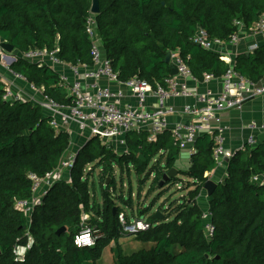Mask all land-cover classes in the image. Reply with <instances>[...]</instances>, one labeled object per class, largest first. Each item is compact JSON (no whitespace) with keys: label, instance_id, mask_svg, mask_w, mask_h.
Segmentation results:
<instances>
[{"label":"trees","instance_id":"1","mask_svg":"<svg viewBox=\"0 0 264 264\" xmlns=\"http://www.w3.org/2000/svg\"><path fill=\"white\" fill-rule=\"evenodd\" d=\"M90 4L91 0H0V39L19 52L57 47L62 60L90 63V41L85 32ZM262 12L264 0H99L95 19L102 48L118 77L127 80L137 75L155 87L172 75L164 57L176 49L196 78L201 79L205 72L223 74L228 66L218 54L192 42L196 28L203 27L210 36L227 42L238 29L234 21L248 28ZM10 68L28 82L42 85L43 92L53 99L69 102L58 74L50 68L22 58ZM234 69L259 79L264 74V46H258L253 54H238ZM2 95L0 84V264H99L104 248L127 234L122 231L120 212L125 223L145 218L151 226L133 233L141 247L123 252L117 244L113 264H264V185L250 180L264 172L263 142L247 146V154L238 150L229 159L225 179L208 197L215 226L209 239L203 233L197 201L208 179L204 174L215 167L213 139L208 134L194 142L189 166L178 169L187 177L186 192L165 209L155 210L163 213L161 219L152 217L155 211L149 214L153 204L133 209L132 193L125 198L116 191L114 173L116 167L128 173L132 168L141 191L155 170L149 189L159 185L180 152L167 130L155 141L147 140L146 131H131L122 152L94 138L83 141L75 151L69 180L53 183L28 218L15 206L16 200L31 194L28 173L43 175L56 168L71 138L65 130H54L37 103L5 101ZM156 154V162L146 170ZM95 167H99L100 199L94 183H89ZM179 181L176 175L159 186L168 182L178 185ZM118 204L129 206L131 215ZM60 226H65V231L57 234ZM84 226L96 230L95 241L91 246H76L73 238ZM27 232L33 242L18 259L13 249L27 243Z\"/></svg>","mask_w":264,"mask_h":264},{"label":"built area","instance_id":"2","mask_svg":"<svg viewBox=\"0 0 264 264\" xmlns=\"http://www.w3.org/2000/svg\"><path fill=\"white\" fill-rule=\"evenodd\" d=\"M96 13L89 10L86 17L85 32L90 41L91 62L70 63L57 56L58 48L49 50L30 48L19 52L5 51L0 46V84L3 88L2 98L5 101H30L37 103L49 119V124L56 130H65L72 136L75 134L89 138L99 137L101 143L113 150L126 149V135L131 131H146L147 140L155 141L164 131H169L174 144L180 150H188L191 155L194 142L203 134L213 139L212 159L215 166H222L234 154L225 147L224 131L226 125L222 123L221 112L233 108H240L251 97L264 94V81L253 80L234 69L235 59L226 52L227 47H236L240 40L241 31H249L254 35H264V12L248 28L240 21H234L238 29L233 32L227 42L217 36H210L207 30L198 26L191 37L193 43L200 48L218 54L219 59L227 64V69L220 75V91L206 89L195 95L196 104H184L180 113L186 117L185 122L170 124L169 115L175 113V108L168 103L170 97L190 96L188 80L199 81L186 63V59L178 49L169 51V60L175 64L177 73L164 78L163 83L153 87L148 81L133 75L127 80H121L112 69L110 59L106 57L102 42L97 32ZM5 40L0 39V43ZM250 50H255L253 43ZM17 58L46 66L59 76V84L66 91L69 102H59L45 94L43 86H36L28 82L23 75L10 68V64ZM202 79L207 81L216 78L212 73H203ZM102 80H106L105 85ZM22 82L28 92L23 90ZM125 89L134 98L135 104H122ZM148 97L154 100V106L148 103ZM72 125L75 128H72ZM251 134L246 140L248 147H255L260 140L258 135L264 133V122L252 120L248 124ZM116 152V151H115ZM75 153L64 154L59 165L51 171L38 175L29 172L27 177L31 182V194L28 198L16 200L15 206L25 212L28 218L34 207L40 204L44 195L53 183L65 179L69 180L70 168L75 159ZM204 175L208 176V172ZM68 178V179H66ZM209 178V176H208ZM251 182L264 185V172L251 176ZM202 190H204L202 188ZM206 192V190H204ZM206 202L201 206V219L204 236L209 239L214 233L212 214ZM87 215L83 216L86 219ZM122 231L133 234L147 230L151 224L145 218H132L125 223L123 212L118 215ZM27 243L16 245L13 249L15 257L23 258L25 251L31 246L33 238L27 232ZM96 237V230L84 226L73 238L76 246H91ZM23 249V251H21Z\"/></svg>","mask_w":264,"mask_h":264},{"label":"crops","instance_id":"3","mask_svg":"<svg viewBox=\"0 0 264 264\" xmlns=\"http://www.w3.org/2000/svg\"><path fill=\"white\" fill-rule=\"evenodd\" d=\"M256 43L257 47L264 46V35H254L249 31H241L240 40L236 47H227L226 52L233 59H236L238 54H253V51L250 50V45ZM256 50V49H255ZM216 78L210 80H203L202 78L199 81L188 80V90L191 92L190 96L186 97H170L168 103L175 108V113L169 115L170 124L185 122L186 117L180 113V109L184 104H196L195 95L205 91L206 89H212L213 91H220V76H215ZM257 80L264 81V74ZM102 83L105 85H111V88L115 87V84H107L106 80H102ZM24 88L25 92H28V88L22 82H19ZM125 96L122 98V104H135L134 98L127 92L125 89ZM148 103L154 106V100L152 97H148ZM222 123L227 127L224 131L225 138V147L234 153L236 151H242L244 154H247L248 149L246 145V140L251 134V131L248 129V124L250 121L254 120L257 123L264 122V94L248 98L240 108H233L229 110H223L221 112ZM74 129L75 126L72 125ZM73 134L71 137H75ZM259 139V137H258ZM259 144V143H258ZM186 153V154H185ZM185 154L188 158L187 165H182L181 168L186 169L190 163V154L188 150H180L179 156ZM182 157V156H180ZM175 164V163H174ZM227 162L222 166H215L213 169L208 171L209 178L213 179L217 183L222 182L226 177ZM176 166V165H175ZM183 169V170H184ZM207 200V193L204 190H200L197 201L202 206Z\"/></svg>","mask_w":264,"mask_h":264},{"label":"rangeland","instance_id":"4","mask_svg":"<svg viewBox=\"0 0 264 264\" xmlns=\"http://www.w3.org/2000/svg\"><path fill=\"white\" fill-rule=\"evenodd\" d=\"M55 130V129H54ZM56 131V130H55ZM74 131L72 133L73 136ZM131 134V133H130ZM129 134V135H130ZM75 137H71L70 146L68 148V153H75V151L81 147L83 141H85L84 137H80L79 135L75 134ZM95 142H101L99 137H94ZM122 148H118L114 150L116 152H121ZM186 154V153H185ZM181 155L182 157L178 156L175 160L174 166L179 169L180 171L184 168H181L182 165H187L188 163V156ZM159 157V154H156L149 162L147 169L149 170L152 168L153 164L156 162L155 160ZM163 163V162H162ZM98 171L99 167H95L93 171V176L91 177L89 183H94L95 186V194L98 199H100L101 191H100V184L98 180ZM155 174V170L152 171L151 176L145 180L144 184L140 187L141 191H139V183L138 177L135 174L134 170L130 168V171L124 169L121 171L118 167L115 168L114 178H115V186L116 191H121L125 198H127L131 194V200L133 209H141L145 208L148 205H152L149 214H152L158 207H162L165 209L166 206L169 205V202L181 197L187 190V177L182 173L178 172L177 177L179 178L180 183L178 185L168 182L162 188L154 184L152 189H149L152 176ZM68 179V178H66ZM140 193V197L138 196ZM100 202V200H98ZM127 214L131 215V208L127 205L118 204ZM117 244L122 246L123 252H130L133 248L137 249L142 246V242L135 238L133 234H124V236L120 237L116 242H111L108 246H106L102 252L101 257L98 259L99 264H113L116 255V248Z\"/></svg>","mask_w":264,"mask_h":264},{"label":"water","instance_id":"5","mask_svg":"<svg viewBox=\"0 0 264 264\" xmlns=\"http://www.w3.org/2000/svg\"><path fill=\"white\" fill-rule=\"evenodd\" d=\"M90 11L93 12V13H98L99 12V0H91V4H90ZM0 46L7 52H11L13 50V45L7 41H3L0 43ZM169 52L166 53L165 57H164V61L166 63L169 64L170 66V69H171V73L172 74H176L177 73V68L175 66V64H173L170 60H169ZM259 137V140L260 142H263L264 143V133H260L258 135ZM178 173V169L175 167V166H172L171 168H169V170L167 172H165L163 175H162V179L160 180L159 182V185L161 186L164 181H167L168 179H170L171 177L173 176H176ZM217 185V182L214 181L213 179L211 178H208L202 188L204 190H206V193L207 195H211L215 189ZM113 211H115V207H113ZM152 217L153 218H156V219H161L163 218V213L161 211H155L153 214H152ZM65 231V226H60L57 230H56V233L59 234L61 232ZM205 256L207 257L208 255L205 254Z\"/></svg>","mask_w":264,"mask_h":264},{"label":"snow or ice","instance_id":"6","mask_svg":"<svg viewBox=\"0 0 264 264\" xmlns=\"http://www.w3.org/2000/svg\"><path fill=\"white\" fill-rule=\"evenodd\" d=\"M21 251H23V249H21Z\"/></svg>","mask_w":264,"mask_h":264}]
</instances>
